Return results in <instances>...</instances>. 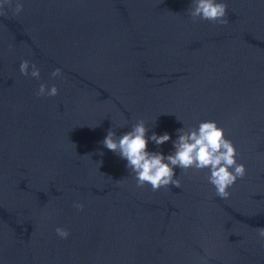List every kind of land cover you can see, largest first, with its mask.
I'll return each mask as SVG.
<instances>
[{
	"label": "water",
	"instance_id": "1",
	"mask_svg": "<svg viewBox=\"0 0 264 264\" xmlns=\"http://www.w3.org/2000/svg\"><path fill=\"white\" fill-rule=\"evenodd\" d=\"M23 2L0 15V264H264V0H226L227 25L193 22L191 0ZM140 119L165 156L216 121L246 176L227 199L207 169L137 187L101 142Z\"/></svg>",
	"mask_w": 264,
	"mask_h": 264
},
{
	"label": "clouds",
	"instance_id": "2",
	"mask_svg": "<svg viewBox=\"0 0 264 264\" xmlns=\"http://www.w3.org/2000/svg\"><path fill=\"white\" fill-rule=\"evenodd\" d=\"M5 6L12 8L14 15H19L24 10L23 0H0V15H6ZM227 9L226 0H191L187 13L193 22L208 21L227 25ZM19 71L24 76L40 79V69L27 59L21 61ZM60 76V68L51 72L53 78ZM35 94L37 97H54L59 94V89L56 85L49 88L47 84L41 83ZM148 131L145 121L140 119L132 125L130 131L120 136L112 128L109 129L101 142L105 148L127 161L129 175L139 188L150 185L152 191H159L170 185L180 187V181L175 178L177 167L181 171L207 169L208 183L214 187L218 197L227 199L231 195L229 189L247 174L246 166L238 162L240 154L236 146L214 120L201 121L198 127L177 129L178 138L173 141L174 151L167 156L161 152L148 151L147 145L149 140L157 146L163 145L171 139L170 135H157L153 132L148 137ZM99 154L102 156L103 152ZM72 206L78 211L84 208L82 203L76 201ZM55 232L61 239H68L71 235L64 227H57ZM256 232L259 241L264 243V227L256 228Z\"/></svg>",
	"mask_w": 264,
	"mask_h": 264
}]
</instances>
